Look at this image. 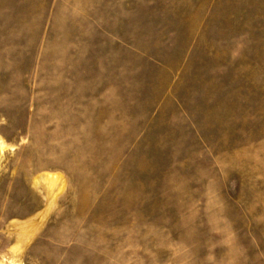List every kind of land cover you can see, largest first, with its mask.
Wrapping results in <instances>:
<instances>
[{"label":"rangeland","instance_id":"rangeland-1","mask_svg":"<svg viewBox=\"0 0 264 264\" xmlns=\"http://www.w3.org/2000/svg\"><path fill=\"white\" fill-rule=\"evenodd\" d=\"M0 264H264V0H0Z\"/></svg>","mask_w":264,"mask_h":264}]
</instances>
